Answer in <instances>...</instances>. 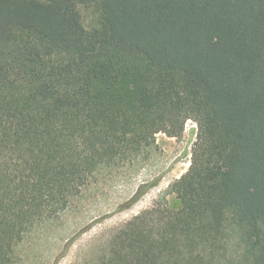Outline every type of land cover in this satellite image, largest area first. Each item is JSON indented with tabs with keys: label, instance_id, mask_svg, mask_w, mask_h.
Here are the masks:
<instances>
[{
	"label": "trees",
	"instance_id": "1",
	"mask_svg": "<svg viewBox=\"0 0 264 264\" xmlns=\"http://www.w3.org/2000/svg\"><path fill=\"white\" fill-rule=\"evenodd\" d=\"M187 121L177 206L94 264H264V0H0V264L99 166Z\"/></svg>",
	"mask_w": 264,
	"mask_h": 264
},
{
	"label": "rangeland",
	"instance_id": "2",
	"mask_svg": "<svg viewBox=\"0 0 264 264\" xmlns=\"http://www.w3.org/2000/svg\"><path fill=\"white\" fill-rule=\"evenodd\" d=\"M84 23L88 27L89 19ZM196 130L187 121L180 136L155 135L130 162L99 166L58 219L36 224L24 236L11 264H94L115 233L155 201L176 207L169 187L189 167Z\"/></svg>",
	"mask_w": 264,
	"mask_h": 264
}]
</instances>
